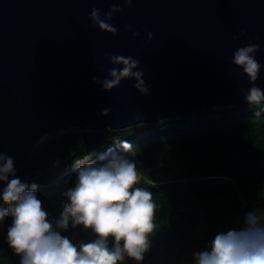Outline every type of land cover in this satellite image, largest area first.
Segmentation results:
<instances>
[{"label": "water", "instance_id": "95a60500", "mask_svg": "<svg viewBox=\"0 0 264 264\" xmlns=\"http://www.w3.org/2000/svg\"><path fill=\"white\" fill-rule=\"evenodd\" d=\"M113 4L123 9L110 21L115 36L90 19L93 8L103 14ZM249 42L259 44L255 86L264 90V0H133L131 7L123 0H0V152L14 159L18 175L53 134L119 131L246 104L253 84L232 58ZM104 53L139 60L147 94L132 79L110 91L94 82L122 67Z\"/></svg>", "mask_w": 264, "mask_h": 264}, {"label": "trees", "instance_id": "16d2710c", "mask_svg": "<svg viewBox=\"0 0 264 264\" xmlns=\"http://www.w3.org/2000/svg\"><path fill=\"white\" fill-rule=\"evenodd\" d=\"M124 141L132 145L124 155L136 165V186L148 188L157 204L150 237L154 247L143 261L153 255L157 260L158 252L165 264H190L192 253L217 233L239 229L248 211L264 212V103L119 131L56 136L37 145L16 176L39 185L44 209L57 218L65 199L62 193L76 180L70 166ZM156 168L158 175L150 174ZM164 174L170 178L162 180ZM1 224L7 231L11 218ZM63 234L74 243L95 238L82 226ZM19 259L0 238V264H19Z\"/></svg>", "mask_w": 264, "mask_h": 264}, {"label": "clouds", "instance_id": "9594fccd", "mask_svg": "<svg viewBox=\"0 0 264 264\" xmlns=\"http://www.w3.org/2000/svg\"><path fill=\"white\" fill-rule=\"evenodd\" d=\"M123 2L131 7L133 0ZM122 11L116 4L103 14L93 8L90 19L101 31L115 36L118 29L110 21L113 13ZM132 34L139 36L135 31ZM151 36L149 33V39ZM258 50L259 44L249 42L237 48L232 58L253 84L245 94L249 104L264 103V90L255 86L262 67L255 58ZM104 57L111 65L122 67L109 68L107 77L102 81L94 77V82L110 91L121 81L132 79L136 81L134 87L147 94L139 60L112 53H104ZM109 112L104 109L101 114ZM131 148L124 141L71 165L76 180L62 193L65 199L57 218H50L44 209L37 194L39 185L16 176L14 159L0 152V184L4 185L0 188V222L11 218L6 241L19 256V264H123L126 258L137 264L143 261L152 244L157 204L148 188L136 186L140 180L136 165L124 155ZM77 226L91 230L95 238L74 243L63 234ZM192 257L194 264H264V212L248 211L241 228L217 233Z\"/></svg>", "mask_w": 264, "mask_h": 264}, {"label": "rangeland", "instance_id": "374dc122", "mask_svg": "<svg viewBox=\"0 0 264 264\" xmlns=\"http://www.w3.org/2000/svg\"><path fill=\"white\" fill-rule=\"evenodd\" d=\"M246 104H249V103H246ZM246 104H243V105H246ZM243 105H238V106H230V107H223V108H215L213 110H208V111H200L198 113H210L212 111H216V110H225V109H230V108H236V107H240V106H243ZM198 113H195V114H198ZM180 120L179 118H167L165 119L164 121H167V122H174V121H178ZM139 126H148V125H137L135 127H139ZM72 132H81L79 130H67V131H64V132H61V133H57V134H53V135H50L44 139H42L37 145L43 143L44 141H47L53 137H56V136H60V135H64V134H68V133H72ZM71 169V168H70ZM160 171L159 168H156L154 169L153 171L150 172V174H157L158 175V172ZM170 178V174H164L162 176V180H167ZM24 182L28 183L27 180H24ZM243 225V223H240L239 225V228H241ZM151 247H154V245L152 244ZM204 249V247L202 248ZM201 249V250H202ZM155 256H159L156 260V258L154 257L153 255V258H150L148 259L147 261H143L142 264H165V261H164V256L159 254L158 252L155 253ZM141 263V262H140ZM123 264H137V262H135L134 260H130V259H125L123 261ZM174 264V263H173ZM175 264H178L177 262H175ZM190 264H194V261H193V257H192V260H191V263Z\"/></svg>", "mask_w": 264, "mask_h": 264}, {"label": "bare ground", "instance_id": "6f19581e", "mask_svg": "<svg viewBox=\"0 0 264 264\" xmlns=\"http://www.w3.org/2000/svg\"><path fill=\"white\" fill-rule=\"evenodd\" d=\"M91 154H95L94 152L93 153H91ZM88 156V155H87ZM86 156V157H87ZM85 158V157H84ZM84 158L82 159V160H84ZM93 158H95L94 156H93ZM82 160H80V161H78V162H76L75 164H77V163H79V162H81ZM73 170H74V168H73Z\"/></svg>", "mask_w": 264, "mask_h": 264}]
</instances>
